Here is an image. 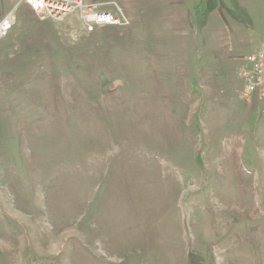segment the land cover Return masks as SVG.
<instances>
[{
    "label": "rangeland",
    "instance_id": "rangeland-1",
    "mask_svg": "<svg viewBox=\"0 0 264 264\" xmlns=\"http://www.w3.org/2000/svg\"><path fill=\"white\" fill-rule=\"evenodd\" d=\"M99 1L130 24L8 15L0 264H264V103L236 77L264 0Z\"/></svg>",
    "mask_w": 264,
    "mask_h": 264
},
{
    "label": "built area",
    "instance_id": "built-area-1",
    "mask_svg": "<svg viewBox=\"0 0 264 264\" xmlns=\"http://www.w3.org/2000/svg\"><path fill=\"white\" fill-rule=\"evenodd\" d=\"M37 17L52 23H63L68 16L76 13L86 30L95 27H126L130 19L123 8L114 2L99 0H21ZM112 6L113 10L105 9ZM14 25L13 18L5 15L0 20V40ZM236 77L242 83L240 96L243 101H255L258 106L264 103V43L255 51L242 57L236 70ZM264 114V111H263Z\"/></svg>",
    "mask_w": 264,
    "mask_h": 264
},
{
    "label": "crops",
    "instance_id": "crops-1",
    "mask_svg": "<svg viewBox=\"0 0 264 264\" xmlns=\"http://www.w3.org/2000/svg\"><path fill=\"white\" fill-rule=\"evenodd\" d=\"M18 4L19 5H22L25 8L26 11L31 12L29 10V8L22 3L21 0H0V10L5 11V13H6V14L3 13L2 15H0V20L5 15H9L15 9L16 5H18ZM149 4L152 5L153 8H155V6H160V8L165 13H168V11L174 12L176 10L179 11V10H184V9H187V10H196L195 0H160V1L153 0V1H150ZM169 14H166V16H170ZM163 24H164V21H163ZM246 54H248V53H246ZM246 54H244V56ZM244 56H242V57H244Z\"/></svg>",
    "mask_w": 264,
    "mask_h": 264
}]
</instances>
